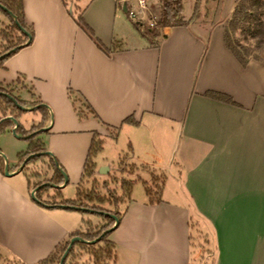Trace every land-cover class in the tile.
I'll return each instance as SVG.
<instances>
[{"label":"crops","instance_id":"1","mask_svg":"<svg viewBox=\"0 0 264 264\" xmlns=\"http://www.w3.org/2000/svg\"><path fill=\"white\" fill-rule=\"evenodd\" d=\"M65 1L24 0L35 37L6 60L0 81L10 84L21 73L47 103L49 149L71 180H78L75 158L83 164L85 148L97 136L114 138L116 127L132 149L126 161L170 173L161 201L151 202L147 190L145 197L131 196L109 236L116 244L109 264H191L194 226L211 236L212 264H264V63L243 66L225 43L224 27L238 0H220L203 32L193 22L165 27L163 39L124 43L111 54L72 12L81 9L111 48L130 18L131 0H74L72 8ZM69 89L80 92L109 127L97 118L79 119ZM23 95L31 98L26 89ZM129 116L139 123H124ZM102 166L112 170L97 162L98 175ZM28 206L5 209V219L0 215V250L21 264H39L75 227L55 207ZM16 214L21 225L12 219ZM24 226L26 234L39 235L26 237L18 251L10 237L24 233ZM5 231L10 237H3Z\"/></svg>","mask_w":264,"mask_h":264},{"label":"rangeland","instance_id":"2","mask_svg":"<svg viewBox=\"0 0 264 264\" xmlns=\"http://www.w3.org/2000/svg\"><path fill=\"white\" fill-rule=\"evenodd\" d=\"M204 1V0H203ZM239 1V0H238ZM74 0H67V3L72 8V3ZM220 2V0H219ZM196 0H184V15L186 18L192 17L195 10ZM131 8H133L138 13L140 12V7L137 0L130 1ZM148 8L145 10V13L139 16L142 17L140 20H135L134 18H126V25L124 30H120L121 35L119 39V44L129 43L135 45L136 43L144 42L148 37L144 34L145 31L150 26H155L156 22L161 13V2L159 0H148ZM208 6L205 3H202L200 14L193 21L194 28L199 32L202 31L201 26H208V24L213 20V14L215 12L214 3L208 2ZM217 10V9H216ZM77 11V9H75ZM206 13L208 15L206 16ZM4 16V20L0 21V31L2 29L7 30L8 32L12 30V21L11 19L0 10V16ZM137 23H140V28H138ZM154 23V24H153ZM226 25V24H225ZM193 28V29H194ZM225 28V27H224ZM163 27H158L159 39H163L161 31ZM206 32V31H205ZM156 37V38H157ZM156 38H152L156 40ZM11 43L7 41L3 35H0V53L6 51ZM260 53L261 59H252L264 63V50L258 51ZM5 53V52H4ZM2 55V54H1ZM0 118L2 114L0 112ZM20 121L27 128H31L33 123H38L40 117L38 114H35L33 111H26L20 116ZM114 138L97 136V139L103 140V150H101L97 155L94 156V161L109 163L112 166V170L108 172H103L98 175L96 172L93 176H88L84 179V184L82 186L85 192H89L92 189L100 194L101 196L106 197L107 201L101 206L109 209L119 208L120 211H124L127 207L129 196H127V191L129 188L124 186V180H134L132 187L131 196L134 197H145L146 196V186H149L151 199H157L159 192L165 182V174L169 175L170 173L166 170H163L165 173L155 172L148 165L135 164L132 162L126 161L127 155H132V149L127 144V137L125 133H122L118 138L115 131H111ZM42 139L47 143L49 147V135L47 132H43L41 135ZM91 146V143H90ZM89 146V148H90ZM28 147V142L26 139L17 136L13 133L12 129H7L0 134V151L6 155L5 166L8 164L9 170L11 173L17 172L19 169V152L26 150ZM89 148H85L86 156L85 162L82 164V160L75 158V164L78 167L76 170L78 180L75 182L69 178L68 184L62 188L63 196H59L56 193V188L52 186H47L42 194V198L47 201H59L61 198L67 199H76L78 184L83 178L85 172L86 160L89 152ZM53 153L51 158L56 159L62 166L63 164L57 158V155ZM56 156V157H55ZM4 158V157H3ZM81 159V158H80ZM22 165V164H21ZM20 165V166H21ZM19 166V167H20ZM64 167V166H63ZM66 170V168L64 167ZM54 166L53 161L49 156L39 158L26 164L23 170L18 171L13 175L0 173V215L5 219V209H15L16 207L25 206L29 207V203L41 205V202L34 199L32 192L41 184L49 182L50 177L53 175ZM67 172V171H66ZM142 177V178H141ZM147 181L149 182H145ZM172 182V179H170ZM116 198L120 200L119 205H115ZM27 202V203H26ZM43 204V203H42ZM46 206V205H45ZM116 206V207H115ZM57 208L56 214H61L62 212L66 217L63 222L69 226L75 227L73 229H83L89 232H98L105 224L108 223V220L102 218L101 216L93 212H83L80 210H71L60 207ZM52 210V209H51ZM54 210V209H53ZM22 211V209H20ZM24 214V213H23ZM24 219L26 215L20 214ZM20 215H15L14 219L15 224L21 225L24 220ZM84 220H89L85 224ZM193 231V253H192V263L191 264H212L214 260V244L209 233L204 231H197V226ZM28 226H24V233L17 234L13 237H10L8 231L3 233V237H10L11 245L14 249L20 250L21 242L26 243V237L39 235L38 232L32 231L29 234L27 230ZM35 232V233H34ZM72 238L68 237L67 241H70ZM64 242V245L67 243ZM63 245V246H64ZM104 243H98L95 249L82 248L79 245L75 247L74 254L67 259V264H109L114 259V252L109 255L107 252H102L100 249ZM113 250V248H112ZM2 252V257L0 258V264H21L15 259V257L9 255L4 249L0 250ZM97 254V255H96ZM56 258H50L47 262L43 264H59L61 256V249H58ZM100 256V257H99ZM99 257V258H98ZM10 258V259H9ZM16 260V261H15Z\"/></svg>","mask_w":264,"mask_h":264},{"label":"trees","instance_id":"3","mask_svg":"<svg viewBox=\"0 0 264 264\" xmlns=\"http://www.w3.org/2000/svg\"><path fill=\"white\" fill-rule=\"evenodd\" d=\"M161 2V13L156 22L155 26H150L146 31L145 35L154 41V39L159 35L158 27H177V26H186L192 23L200 14V10L202 7V3H205L208 6V2L214 3L215 12L219 4V0H196L195 10L190 18H186L184 15V0H159ZM0 3L11 10L17 21L23 26L31 35L32 40L28 43L29 37L23 33L15 19L3 8L0 7V10L3 11L12 21V30L7 31L2 29L0 31V35H3L4 38L7 39L11 44L6 49L7 52L14 48V51L9 53L6 57L0 58V68L4 66L6 60L18 52L21 48L30 45L33 42L35 37V29L34 26L29 24L26 19L25 9H24V0H0ZM67 4V1H65ZM68 5V4H67ZM214 12V13H215ZM77 24L95 41L97 46L105 51L107 54H111L114 51H117L122 45L119 44V41H115L111 48L106 47L103 42L97 37L95 30L88 24L84 17V12L81 9H77V11L72 12ZM208 13H206V16ZM214 15V14H213ZM138 28H140V23H137ZM154 38V39H152ZM224 39L227 47L233 52L236 58L240 61L243 66H247L252 59H261L260 53L258 51L264 50V0H239L231 13L229 19L226 22L224 28ZM158 42H154L157 44ZM3 52V53H4ZM3 53H0L3 54ZM24 89L29 93V99L25 98L23 95ZM7 94L13 96L22 106L32 107V111L35 114L41 115V120L38 123H33L31 128L25 127L23 123L20 121V116L25 113L27 110L20 108L11 98H9ZM207 95L227 101L230 103H234V100L231 96L215 91L207 92ZM69 96L75 106V110L79 119H89V118H97L103 123L105 126L109 127L105 124L95 109L89 104V102L85 99V97L78 91L73 89H69ZM0 112L2 114V118H0V134L7 129H12L14 127V122L7 118L12 115L19 119V126L17 127V133L28 142V147L26 150L19 152V166L26 160L28 156L33 153H36L35 157H32L28 162H33L39 158H43L45 156H49L53 161L54 171L53 175L50 177L49 182H53L56 184H61L64 182V176L60 169L56 165V159L51 158V155H48L46 152L49 151V147L47 143L42 139L41 135L43 134L40 131L42 128L50 125L52 113L49 109V106L46 102H44L40 96H37L32 87H29L25 81V76L23 74H19L17 79L10 84H4L0 81ZM124 123L138 124L139 122L134 118V116L127 117ZM112 129V128H111ZM119 128L113 129L115 130V135L117 134ZM48 132V131H46ZM101 150H103V140L94 138L91 147L89 149V153L86 160L85 172L83 174V179L78 186L77 190V198L76 199H67L61 198L59 201H47L42 198V194L45 190H47V186L41 188L36 193L39 200L49 205H57V204H72L80 207L93 209L95 214L101 216L108 220V223L105 224L98 232H87L85 230L77 229L70 234V238L73 236H81L88 240H93L99 237L104 231L114 225L115 220L111 216L106 213H100V211L110 212L116 214L120 221L122 220L124 211H120L116 206L120 200L116 198L115 207L116 209H109L101 206V204L107 201L106 197L98 194L95 189L90 190L89 192H85L82 188L84 184V179L88 176H93L96 172L97 163L94 161V156L97 155ZM59 163V162H58ZM59 165L64 169V167L59 163ZM5 170V160L3 156L0 155V171L4 173ZM65 170V169H64ZM66 171V170H65ZM134 184V180H124V186L129 188L127 191V196H129V200H131V190ZM56 193L59 196H63L60 188H56ZM146 190L149 195L150 189L149 186L146 185ZM161 193L162 188L159 192V196L157 199H151L150 201H161ZM129 202V201H128ZM57 207V206H55ZM127 208V207H126ZM83 212H90L89 210H80ZM89 220H84L85 224ZM111 233H107L102 239L95 244H87L84 242H76L75 245L70 250L64 264H67V259L74 254L75 247L79 245L82 248H90L95 249L98 243H104L103 246L100 247L102 252H107L111 255L114 252L113 258H115V247L116 244L109 239ZM70 241L64 245L61 244L57 247L55 251H53L48 258L42 260L39 264H43L47 262L50 258H56V254L58 249H61V257L63 253L66 251L69 246ZM64 245V246H63ZM113 248V250H112ZM113 251V252H112ZM97 255V254H96ZM2 255L0 254V258ZM100 257V256H99ZM98 257V258H99Z\"/></svg>","mask_w":264,"mask_h":264},{"label":"water","instance_id":"4","mask_svg":"<svg viewBox=\"0 0 264 264\" xmlns=\"http://www.w3.org/2000/svg\"><path fill=\"white\" fill-rule=\"evenodd\" d=\"M0 7L3 8L4 10H6V11H7V12H8V13H9V14L15 19V21H16V23L18 24L20 30H21L23 33H25V34L29 37L28 43L31 42L32 37H31L30 33H29V32H28L23 26L20 25V23L17 21L15 15H14V13H13L11 10H9L7 7H5L4 5H2L1 3H0ZM15 49H17V48H14V49H12V50H9V51L3 53L2 55H0V58H4V57H6L9 53H11L12 51H14ZM6 95H7L9 98H11V99H12V100H13V101H14V102H15L20 108H22V109H24V110H27V111H32V109H33L32 107H25V106H22V105H21V104H20V103H19V102L13 97V96H11L10 94H7V93H6ZM7 118L11 119V120L14 122V124H15L14 127L12 128L13 133L16 134L17 136L21 137V136L17 133V127H18L19 124H20L19 119H18L17 117H15V116H12V115L8 116ZM1 121H2V120H0V123H1ZM50 128H51V124H50L49 126H47V127L42 128L40 131H42V132H46V131H48ZM46 153H47L48 155L53 156V153L50 152V151H47ZM0 155L3 156L5 160H7V159H6V155H5L2 151H0ZM36 155H38V154L33 153V154H31L30 156H28V157L26 158V160L22 163V165L19 167V169L17 170V172L23 170L24 167L26 166L27 162H28L32 157H35ZM55 162H56L57 167L60 169V171L62 172V174H63V176H64V182L61 183V184H56V183H53V182H46V183H44V184H41L40 186H38V187L32 192V195H33L34 199L37 200L38 202L40 201L41 203H43L44 205L49 206V207H55V206H57V207L65 208V209H72V210H89L90 212H94L93 209L85 208V207H80V206H76V205H72V204H57V205H49V204H46V203H44V202H42L41 200L38 199L36 193H37L38 190H40L41 188L46 187V186H52V187H54V188H63V187H65V186L68 184V182H69V176H68L67 172H66L61 166H59V163H58L57 160H56ZM109 170H110L109 166H102V167H100V168L97 170V172L100 173V174H102L103 172H108ZM5 172H6V174H8V175H13V174L17 173V172H13V173H11L10 170H9V166H8V164L5 166ZM100 213H106L107 215H109V216H111L112 218H114V220H115L114 225L111 226L110 228H108V229H107L106 231H104L99 237H97L96 239H93V240H88V239H85V238H83V237H81V236H73L72 239L70 240L69 246L67 247L66 251L63 253V255H62V257H61V259H60V263H59V264H64V262H65V260H66V258H67V256H68L70 250L72 249V247L75 245L76 242L81 241V242H84V243H87V244H95V243L99 242V241L102 239V237L105 236L107 233H111L113 230H115V228L120 224V219H119V217H118L116 214H114V213H110V212H104V211H100Z\"/></svg>","mask_w":264,"mask_h":264},{"label":"built area","instance_id":"5","mask_svg":"<svg viewBox=\"0 0 264 264\" xmlns=\"http://www.w3.org/2000/svg\"><path fill=\"white\" fill-rule=\"evenodd\" d=\"M137 1H138V5L140 7L139 13L144 12L148 8V5H147L148 0H137ZM139 13L137 11H135L133 8H131V5L129 6L128 14L131 18H134L135 20H140L142 17L139 16Z\"/></svg>","mask_w":264,"mask_h":264}]
</instances>
